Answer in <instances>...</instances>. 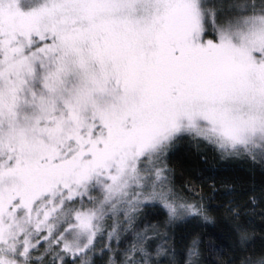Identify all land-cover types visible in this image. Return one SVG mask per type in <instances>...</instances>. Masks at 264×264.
Listing matches in <instances>:
<instances>
[{
	"label": "snow or ice",
	"instance_id": "1",
	"mask_svg": "<svg viewBox=\"0 0 264 264\" xmlns=\"http://www.w3.org/2000/svg\"><path fill=\"white\" fill-rule=\"evenodd\" d=\"M0 264H264V0H0Z\"/></svg>",
	"mask_w": 264,
	"mask_h": 264
}]
</instances>
